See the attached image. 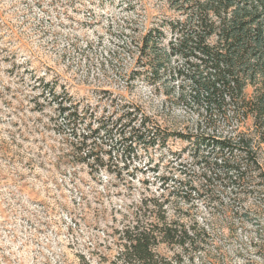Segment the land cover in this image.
<instances>
[{
	"label": "rangeland",
	"instance_id": "374dc122",
	"mask_svg": "<svg viewBox=\"0 0 264 264\" xmlns=\"http://www.w3.org/2000/svg\"><path fill=\"white\" fill-rule=\"evenodd\" d=\"M174 16L168 0H0V264H108L124 215L168 195L182 142L134 143L105 168L82 161L78 139L129 111L190 128L189 112L142 81V34ZM46 88L86 111L78 134ZM190 212L207 216L201 201ZM247 234L202 244L195 264H256Z\"/></svg>",
	"mask_w": 264,
	"mask_h": 264
},
{
	"label": "trees",
	"instance_id": "16d2710c",
	"mask_svg": "<svg viewBox=\"0 0 264 264\" xmlns=\"http://www.w3.org/2000/svg\"><path fill=\"white\" fill-rule=\"evenodd\" d=\"M168 4L175 16L142 34V81L189 112L190 128H169L144 114L138 122L129 111L89 124L78 139L82 161L93 158L105 168L134 143L166 149L178 140L188 156L176 178L163 179L168 195L143 198L124 215L108 264H195L202 244L243 228L256 264H264V0ZM47 91L67 127L78 129L86 111ZM197 201L207 210L201 221L190 212Z\"/></svg>",
	"mask_w": 264,
	"mask_h": 264
}]
</instances>
